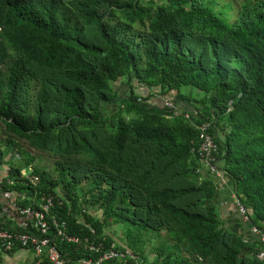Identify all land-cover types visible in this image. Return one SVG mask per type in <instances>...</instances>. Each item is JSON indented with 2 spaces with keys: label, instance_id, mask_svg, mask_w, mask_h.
Returning a JSON list of instances; mask_svg holds the SVG:
<instances>
[{
  "label": "trees",
  "instance_id": "1",
  "mask_svg": "<svg viewBox=\"0 0 264 264\" xmlns=\"http://www.w3.org/2000/svg\"><path fill=\"white\" fill-rule=\"evenodd\" d=\"M186 85L202 96L182 94ZM204 122L215 165L248 215L234 202L235 229L218 213L220 181L199 152ZM48 158L50 168L39 166ZM7 162V213L22 217L17 207L51 198L44 236L64 264L110 248L131 255L100 264H264V243L250 232H264V0H0ZM52 217L78 241L56 235ZM0 224L40 234L30 221L11 226L1 203ZM19 249L28 248L3 251ZM31 264L52 263L43 253Z\"/></svg>",
  "mask_w": 264,
  "mask_h": 264
},
{
  "label": "built area",
  "instance_id": "2",
  "mask_svg": "<svg viewBox=\"0 0 264 264\" xmlns=\"http://www.w3.org/2000/svg\"><path fill=\"white\" fill-rule=\"evenodd\" d=\"M163 103L165 106L169 108L174 107V104L169 99H165ZM209 126H210V122H204L200 125L201 143L199 146V152L204 162V165L207 166L210 173L213 174L216 179L218 178L220 183H223L224 174L222 170L215 165V161H216L215 153L217 152V144L212 134L209 133L207 130ZM23 174L24 171L21 172V176ZM22 177L30 178L33 182H37V177L36 176L30 177L29 172L26 176H22ZM0 183H1V179H0ZM3 196L12 201L10 191H4ZM235 202L240 216L244 221H247L248 215L246 213L245 207L241 202L239 201H235ZM51 205H52L51 198H46L45 202L41 203V205L39 206V209H33L30 207H25V208L17 207V209H19L20 214L30 216L31 224L37 231L40 232V234L32 235L28 233H15L11 230L4 228L0 224V247L3 248V250L7 251V250H11L15 245L20 244V246L22 247H26L33 250L36 255H41L44 253L47 259L52 264H64V261L61 258L58 249L55 247V245L50 243L47 237L44 236V234L47 232V229L49 227V222L45 219V214L48 212ZM51 224L54 225L56 229V235L62 237L67 241H73V242L78 241L76 237L69 236L65 233L64 221H59L58 219L52 217ZM250 232L252 234L257 235L259 239L264 243V232H262L259 228H257L256 226H251ZM89 248L92 250H98V247L95 245H91ZM130 255L131 254L128 250L120 251L110 248L104 251L103 254L100 257H98V259H96L95 261H91L90 259H82L80 260V264H100L104 260H108L112 258L120 260Z\"/></svg>",
  "mask_w": 264,
  "mask_h": 264
},
{
  "label": "crops",
  "instance_id": "3",
  "mask_svg": "<svg viewBox=\"0 0 264 264\" xmlns=\"http://www.w3.org/2000/svg\"><path fill=\"white\" fill-rule=\"evenodd\" d=\"M117 89V88H116ZM120 92V91H119ZM159 97V96H158ZM162 97H160L159 100H161ZM163 100V99H162ZM156 102V100H154ZM158 103V100L157 102ZM180 109L187 110V107L183 104H181ZM207 168V167H206ZM208 169V168H207ZM219 194L217 198V210L220 215V217L223 220H226L228 222V225L237 228L236 221L233 219L234 214L236 213L234 202H235V193L233 189H231L229 182L227 181V178L223 175V183H220L219 185ZM0 203L3 206V211L5 212V215L7 219H10V225L11 226H24L26 222L30 221V216L22 215L20 217L19 215H16L15 212L7 213L5 205H7V200L5 198H0ZM1 248V247H0ZM2 250V254H0V263L3 262L2 260L5 258V260L8 257H14L16 259V262L18 264H31L35 261V253L33 250L28 249H19L17 250L13 255H8L6 252ZM5 255V256H3ZM4 264V263H1Z\"/></svg>",
  "mask_w": 264,
  "mask_h": 264
},
{
  "label": "rangeland",
  "instance_id": "4",
  "mask_svg": "<svg viewBox=\"0 0 264 264\" xmlns=\"http://www.w3.org/2000/svg\"><path fill=\"white\" fill-rule=\"evenodd\" d=\"M222 3L223 2H226V1H228V0H220ZM232 3H233V6H236L241 0H230ZM233 17L231 16V18L230 19H232ZM115 88H117V90L118 91H120V92H122L121 94H124L126 91H127V82L125 81V80H123V79H121L120 81H118L117 82V84L115 85ZM180 92L182 93V94H184V95H188V96H191V97H193V98H200V96H202V92L201 91H199V90H197V89H195V88H193V87H191V86H181V88H180ZM160 99V97H157V99H153V100H156V102H157V100H158V103L157 104H159V105H163V106H165L164 105V100L165 99H169L173 104H174V102L172 101V99H171V97L170 96H165V97H162V99L161 100H159ZM167 107V106H166ZM169 108V107H168ZM173 108H175V105H174V107ZM191 106H189L188 105V107H187V109L188 110H190V111H192L191 110ZM171 109H172V107H171ZM16 154L14 153V160H16V156H15ZM31 155H35V152H32L31 153ZM4 161H6V159L4 160ZM8 161V160H7ZM40 163V165L39 166H47V167H51V159L50 158H48V159H43L42 161H40L39 162ZM34 164H37V162L36 163H33V165ZM32 165V166H33ZM38 165V164H37ZM8 167V162L7 163H5V164H0V175H3V173H4V171L6 170V168ZM31 167V166H30ZM24 171V174L22 175V176H26L27 174H28V172H29V170L28 169H21V172H23ZM20 172V173H21ZM26 173V174H25ZM89 212L91 213V214H93V215H97L99 212H97V209H95V208H91V209H89ZM108 231H110L113 235H115V238L117 239V237H122L123 238V232H122V229H121V227H118V226H116V225H111L109 228H108ZM156 244V242L152 239V241H150L149 243H148V248L150 249L151 247H152V245H155ZM3 252H2V250H1V248H0V254H2ZM3 256H5V255H3ZM152 256H153V254L152 253H150L149 254V258H152ZM3 262H1V263H4V264H18L17 262H16V259L14 258V257H8L6 260H5V258L2 260ZM0 263V264H1ZM21 264V263H20ZM65 264H76V263H65ZM77 264H80V263H77Z\"/></svg>",
  "mask_w": 264,
  "mask_h": 264
}]
</instances>
